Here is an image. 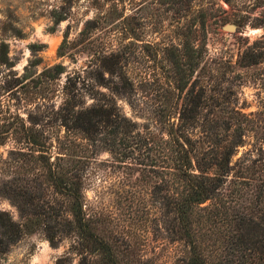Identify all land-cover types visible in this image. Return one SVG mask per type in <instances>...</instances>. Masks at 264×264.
Returning <instances> with one entry per match:
<instances>
[{
	"label": "trees",
	"instance_id": "trees-1",
	"mask_svg": "<svg viewBox=\"0 0 264 264\" xmlns=\"http://www.w3.org/2000/svg\"><path fill=\"white\" fill-rule=\"evenodd\" d=\"M65 45L63 38L57 56L65 55ZM263 58L264 49L254 46L231 62L191 44L170 53L169 75L157 84L133 81L118 49L93 53L85 67L69 72L62 63L44 67L36 79L43 95L24 118L0 125V145L13 142L15 168L0 182V197L17 215L0 209V254L38 233L52 247L71 240L53 264H140L86 207L88 163L107 152L154 179L157 222L183 247L173 264H264V115L252 141L253 119L231 104L224 77Z\"/></svg>",
	"mask_w": 264,
	"mask_h": 264
},
{
	"label": "rangeland",
	"instance_id": "rangeland-1",
	"mask_svg": "<svg viewBox=\"0 0 264 264\" xmlns=\"http://www.w3.org/2000/svg\"><path fill=\"white\" fill-rule=\"evenodd\" d=\"M86 21L89 29L81 37ZM63 38L65 55L59 57L56 49ZM261 41L264 0H0V125L15 124V115L25 117L44 93L36 81L40 71L55 63L69 72L85 67L93 53L118 49L133 81L145 77L157 84L169 75L168 58L176 49L182 52L192 44L210 57L234 62L246 47L263 50ZM31 44L36 45L33 53ZM34 58L37 61L29 64ZM204 61L201 56L196 70ZM224 77L231 104L253 119L249 138L258 139L264 115V58L233 67ZM62 80L63 74L55 83ZM117 104L130 115L124 101L118 99ZM13 147L10 139L0 145V182L15 175L8 153ZM153 180L101 152L88 163L85 203L108 236L128 246L127 258L140 264H173L183 247L171 242L157 222ZM0 209L16 219V210L2 197ZM70 241L52 247L38 233L25 234L0 254V264H53Z\"/></svg>",
	"mask_w": 264,
	"mask_h": 264
},
{
	"label": "water",
	"instance_id": "water-1",
	"mask_svg": "<svg viewBox=\"0 0 264 264\" xmlns=\"http://www.w3.org/2000/svg\"><path fill=\"white\" fill-rule=\"evenodd\" d=\"M225 29L231 30V29H233V26L232 25H226Z\"/></svg>",
	"mask_w": 264,
	"mask_h": 264
}]
</instances>
